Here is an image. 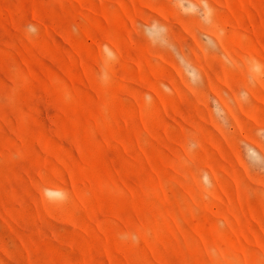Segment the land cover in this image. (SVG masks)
Instances as JSON below:
<instances>
[{
	"label": "rangeland",
	"instance_id": "374dc122",
	"mask_svg": "<svg viewBox=\"0 0 264 264\" xmlns=\"http://www.w3.org/2000/svg\"><path fill=\"white\" fill-rule=\"evenodd\" d=\"M0 264H264V0H0Z\"/></svg>",
	"mask_w": 264,
	"mask_h": 264
},
{
	"label": "bare ground",
	"instance_id": "6f19581e",
	"mask_svg": "<svg viewBox=\"0 0 264 264\" xmlns=\"http://www.w3.org/2000/svg\"><path fill=\"white\" fill-rule=\"evenodd\" d=\"M179 16V15H178ZM186 19V18H185ZM181 20V19H180ZM195 54V53H194Z\"/></svg>",
	"mask_w": 264,
	"mask_h": 264
}]
</instances>
